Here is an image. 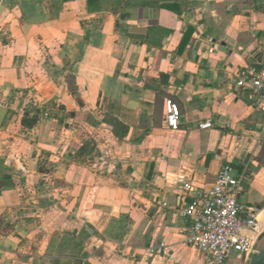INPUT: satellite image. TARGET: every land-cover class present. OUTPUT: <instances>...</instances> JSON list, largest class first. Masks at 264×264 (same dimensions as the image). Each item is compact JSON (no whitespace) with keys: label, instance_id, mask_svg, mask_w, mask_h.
Returning a JSON list of instances; mask_svg holds the SVG:
<instances>
[{"label":"crops","instance_id":"obj_1","mask_svg":"<svg viewBox=\"0 0 264 264\" xmlns=\"http://www.w3.org/2000/svg\"><path fill=\"white\" fill-rule=\"evenodd\" d=\"M243 67L264 68V0L0 1V264H206L177 207L225 163L262 207L247 234L264 249V114Z\"/></svg>","mask_w":264,"mask_h":264},{"label":"built area","instance_id":"obj_2","mask_svg":"<svg viewBox=\"0 0 264 264\" xmlns=\"http://www.w3.org/2000/svg\"><path fill=\"white\" fill-rule=\"evenodd\" d=\"M234 83L246 92L254 109L264 114V68H239L234 72ZM165 114L167 127L176 131L180 120L178 105L166 100ZM211 126V120H207L199 128ZM244 182L245 173L225 163L207 190L185 187L191 200L177 207L178 216L186 222L183 242L204 255L206 264H224L231 255L238 258L252 255L254 243L247 233L256 231L262 207L240 201ZM149 252L171 258L163 243Z\"/></svg>","mask_w":264,"mask_h":264},{"label":"water","instance_id":"obj_3","mask_svg":"<svg viewBox=\"0 0 264 264\" xmlns=\"http://www.w3.org/2000/svg\"><path fill=\"white\" fill-rule=\"evenodd\" d=\"M248 264H264V249L250 256Z\"/></svg>","mask_w":264,"mask_h":264},{"label":"rangeland","instance_id":"obj_4","mask_svg":"<svg viewBox=\"0 0 264 264\" xmlns=\"http://www.w3.org/2000/svg\"><path fill=\"white\" fill-rule=\"evenodd\" d=\"M254 250H255V253H257L258 251L262 250V245H260L259 243H257V244L254 246Z\"/></svg>","mask_w":264,"mask_h":264},{"label":"trees","instance_id":"obj_5","mask_svg":"<svg viewBox=\"0 0 264 264\" xmlns=\"http://www.w3.org/2000/svg\"><path fill=\"white\" fill-rule=\"evenodd\" d=\"M88 2L97 1V0H87Z\"/></svg>","mask_w":264,"mask_h":264},{"label":"flooded vegetation","instance_id":"obj_6","mask_svg":"<svg viewBox=\"0 0 264 264\" xmlns=\"http://www.w3.org/2000/svg\"><path fill=\"white\" fill-rule=\"evenodd\" d=\"M255 253V250H254V247H253V251H252V254H254Z\"/></svg>","mask_w":264,"mask_h":264}]
</instances>
